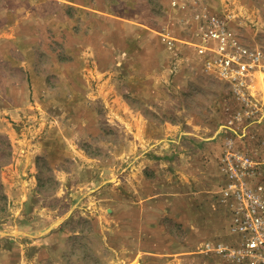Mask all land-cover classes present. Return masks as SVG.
Masks as SVG:
<instances>
[{
    "label": "rangeland",
    "instance_id": "obj_1",
    "mask_svg": "<svg viewBox=\"0 0 264 264\" xmlns=\"http://www.w3.org/2000/svg\"><path fill=\"white\" fill-rule=\"evenodd\" d=\"M6 2L0 26L10 13L27 23L0 61V264L12 246L26 264H229L188 232L194 221L165 215L169 204L186 212L204 151L219 169L242 126L240 85L209 65L202 17L264 53V0H148L140 11L136 0H62L56 16L49 1ZM254 75L251 98L264 90Z\"/></svg>",
    "mask_w": 264,
    "mask_h": 264
},
{
    "label": "built area",
    "instance_id": "obj_2",
    "mask_svg": "<svg viewBox=\"0 0 264 264\" xmlns=\"http://www.w3.org/2000/svg\"><path fill=\"white\" fill-rule=\"evenodd\" d=\"M201 22L203 40L214 44L209 65L240 85L241 101L232 120L242 126L230 131L218 159L222 183L216 199L229 207L232 239L214 249L229 264H264V107L244 90L253 72L264 73V53L245 44L221 17L204 15ZM246 137L255 139V148H240Z\"/></svg>",
    "mask_w": 264,
    "mask_h": 264
},
{
    "label": "crops",
    "instance_id": "obj_3",
    "mask_svg": "<svg viewBox=\"0 0 264 264\" xmlns=\"http://www.w3.org/2000/svg\"><path fill=\"white\" fill-rule=\"evenodd\" d=\"M26 1L27 0H23V4H26ZM36 1H38V3L35 5L36 9L38 6H40L41 2L46 3L47 1H49L50 5H53L54 7L53 14L50 13V16L52 15L56 16L57 14L62 15V4H61L62 0H36ZM18 2L19 0H15V1L7 0L6 3L7 5H11L13 3H18ZM136 2L140 6V8L135 7V11H140L148 3V0H136ZM75 3L76 0H71V4L78 6V4ZM3 4H5V1L3 2ZM27 5H28L27 6L28 11L35 10L34 9L35 6L29 5V3ZM85 7L90 8L88 6ZM91 8H93V6ZM128 10L133 11L131 8H128ZM6 13H10L9 9L7 10ZM10 14H11L12 23H10V19L8 23L11 25H8V23H6L5 26L4 25L0 26V61H8L9 55H11L16 50L21 49L20 47H17V42H18L17 36L20 35H15V33H16V29L22 26L21 23H23L24 26L27 23L26 21H21L22 15H19L18 13L15 14L10 13ZM16 17L17 20L14 23ZM122 20L126 21L127 19H122ZM136 59L138 58L136 57ZM253 75L254 72L247 78L246 81H248V83L253 81L252 78L255 76ZM248 91H250V89H248ZM253 98L256 99L257 101L259 100L264 101V90L256 91L255 97ZM230 135L232 134L229 133L228 136ZM240 148L247 150L251 148H255V139L246 137V139L242 141ZM204 152H206L204 153L206 159H208V157L210 156L209 161H206V159L204 161V165L208 170L206 171L204 166L202 167L204 171L203 173L200 174L198 178L199 185L197 187V192H192V187H189V190L186 193L190 197L192 194H194L196 198L192 199L191 197L187 199L188 201L186 200L184 201L185 203L182 204L184 209L186 208L185 209L186 212L187 210H189V208H191L195 214L194 215L189 214L187 217L185 215L186 212L182 211L183 213H175L172 215L171 212L172 209L174 208L171 207V205L169 204L166 209L167 214L165 216H167L168 218H172L177 222H183L184 228L186 225H188V222L194 221V223L193 222L190 223L195 224L194 225L195 228L194 226L193 227L189 226L190 230L188 232H190L191 234H199L200 239L204 242L206 246L207 245L212 246V244L216 246L218 244L229 243L232 239V235L229 230L230 211H229V207L226 204H222L219 202V200L213 199L215 198L214 196L218 195L219 192V189H217V184L221 180V174L219 172L217 163L214 160L215 157L213 158V156L207 150H205ZM197 224L198 226H196ZM157 235L165 236L166 233L165 231H163V229H161V231L159 229ZM226 238L229 239V242L228 239ZM171 250L168 249L166 253L162 252V255L159 252L152 254H155L157 258L161 256H169L172 254ZM18 251L20 250L16 246H12L10 250L4 251L2 253L4 256V260L1 264H26Z\"/></svg>",
    "mask_w": 264,
    "mask_h": 264
},
{
    "label": "water",
    "instance_id": "obj_4",
    "mask_svg": "<svg viewBox=\"0 0 264 264\" xmlns=\"http://www.w3.org/2000/svg\"><path fill=\"white\" fill-rule=\"evenodd\" d=\"M55 226V225H54Z\"/></svg>",
    "mask_w": 264,
    "mask_h": 264
}]
</instances>
